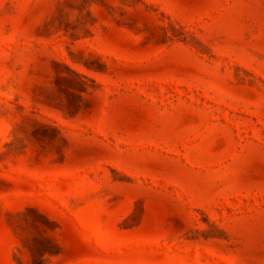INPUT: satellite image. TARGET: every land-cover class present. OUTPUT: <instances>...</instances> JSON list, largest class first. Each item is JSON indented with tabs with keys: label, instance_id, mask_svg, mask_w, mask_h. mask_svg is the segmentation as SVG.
<instances>
[{
	"label": "rangeland",
	"instance_id": "1",
	"mask_svg": "<svg viewBox=\"0 0 264 264\" xmlns=\"http://www.w3.org/2000/svg\"><path fill=\"white\" fill-rule=\"evenodd\" d=\"M0 264H264V0H0Z\"/></svg>",
	"mask_w": 264,
	"mask_h": 264
}]
</instances>
